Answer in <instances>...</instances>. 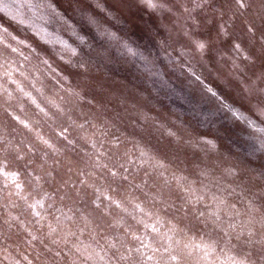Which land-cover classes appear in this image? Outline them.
<instances>
[{"label":"rangeland","instance_id":"obj_1","mask_svg":"<svg viewBox=\"0 0 264 264\" xmlns=\"http://www.w3.org/2000/svg\"><path fill=\"white\" fill-rule=\"evenodd\" d=\"M1 217L0 264H264V0H0Z\"/></svg>","mask_w":264,"mask_h":264},{"label":"trees","instance_id":"obj_2","mask_svg":"<svg viewBox=\"0 0 264 264\" xmlns=\"http://www.w3.org/2000/svg\"><path fill=\"white\" fill-rule=\"evenodd\" d=\"M54 66V65H53ZM46 69L47 70H49V68L48 67H46ZM56 70L54 71V70H52L51 69V72L50 73H52L53 74V77H54V79L55 80H60V81H62V86L63 87H65V88H68L70 91H72V92H75L77 95H78V97L80 98L81 96H82V94L81 93H84L81 89H78V86L76 85V81L75 80H73V78H71L68 74H67V72H66V70H63V69H59V68H55ZM55 72V73H54ZM65 80H67V82H68V84L65 82ZM72 85H70V84ZM76 85V86H75ZM78 99V98H77ZM236 115H237V113H235ZM238 116V115H237ZM241 118V117H240ZM257 144H253V146H251V148L250 149H257V146H256ZM253 150V151H254ZM185 172V171H184ZM238 170H237V168H229V171H227V173L230 175V177H232V176H236L237 174H238ZM184 175H185V173H184ZM136 179V178H135ZM131 183L129 184L130 185V187L135 191V192H137L138 190V188L140 189V190H142V192L144 193V195L147 197V198H150L151 200H155V202H159V201H161L162 200V203H163V205H164V203H165V200L163 199V197L164 198H167L166 199V205L167 204H169V205H173L174 204V207L175 208H178V204H181V205H183L184 207H185V204H184V202H180V201H178L177 200V202H176V198H171V197H169L168 195L169 194H171L170 192H169V189H170V186L168 185L167 186V192L164 194V191H162V192H160V191H157L156 189H150V188H148L147 189V186L144 184L145 183V181H141V180H139V181H136V180H133V179H131ZM168 181H170L169 180V178H168ZM186 186V185H185ZM137 190V191H136ZM154 190V191H153ZM185 190L187 191L188 190V188H187V186H186V188H185ZM192 192H190V193H188L189 195L191 194ZM166 195V196H165ZM187 195V194H186ZM163 196V197H162ZM159 200V201H158ZM160 203V202H159ZM186 209V208H185ZM5 219H2V217H1V219H0V226L2 225V223L4 222V224H6V221H4Z\"/></svg>","mask_w":264,"mask_h":264}]
</instances>
